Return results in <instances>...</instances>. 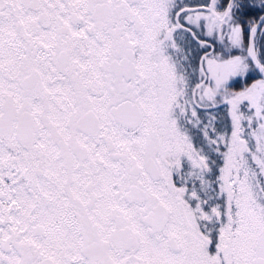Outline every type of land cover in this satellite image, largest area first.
Segmentation results:
<instances>
[{
  "label": "snow or ice",
  "instance_id": "1",
  "mask_svg": "<svg viewBox=\"0 0 264 264\" xmlns=\"http://www.w3.org/2000/svg\"><path fill=\"white\" fill-rule=\"evenodd\" d=\"M0 264H264V0H0Z\"/></svg>",
  "mask_w": 264,
  "mask_h": 264
}]
</instances>
